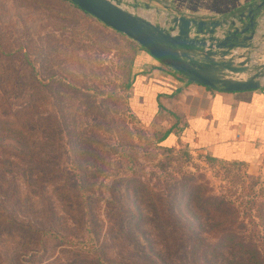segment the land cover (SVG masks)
I'll use <instances>...</instances> for the list:
<instances>
[{"label": "rangeland", "instance_id": "obj_1", "mask_svg": "<svg viewBox=\"0 0 264 264\" xmlns=\"http://www.w3.org/2000/svg\"><path fill=\"white\" fill-rule=\"evenodd\" d=\"M137 47L61 0H0V119L19 122L33 162L0 123V211L58 236L0 223V264H19L14 251L25 264H229V248L202 254L219 230L264 256V170L158 147L170 114L142 116L152 68Z\"/></svg>", "mask_w": 264, "mask_h": 264}, {"label": "crops", "instance_id": "obj_2", "mask_svg": "<svg viewBox=\"0 0 264 264\" xmlns=\"http://www.w3.org/2000/svg\"><path fill=\"white\" fill-rule=\"evenodd\" d=\"M263 1L131 0V3L142 4L143 17L167 27L168 19L175 15L204 20H230L240 13H247L251 6ZM261 13L264 14V6ZM96 22L118 34L127 43L133 42ZM263 32L258 26L253 36L255 50L251 54V62L255 66L264 63V39L261 38ZM139 54H142V66L147 64L152 68L149 77H144L146 74L142 72L144 118L154 119L158 112L167 111L170 114V126L163 132L170 130L177 145L185 141L192 150L202 152L214 160L261 167L264 170V84L256 90L226 92L187 81L180 74L155 61L143 49L137 51L138 57ZM136 66H139L137 62L134 63V67ZM130 73L132 81L135 72Z\"/></svg>", "mask_w": 264, "mask_h": 264}, {"label": "water", "instance_id": "obj_3", "mask_svg": "<svg viewBox=\"0 0 264 264\" xmlns=\"http://www.w3.org/2000/svg\"><path fill=\"white\" fill-rule=\"evenodd\" d=\"M68 1L189 82L226 92L256 90L264 84V63L251 62L255 29L264 19V1L257 4L261 10L255 17L250 9L230 20L175 15L167 27L135 14L122 0Z\"/></svg>", "mask_w": 264, "mask_h": 264}, {"label": "trees", "instance_id": "obj_4", "mask_svg": "<svg viewBox=\"0 0 264 264\" xmlns=\"http://www.w3.org/2000/svg\"><path fill=\"white\" fill-rule=\"evenodd\" d=\"M62 2L70 5L73 8H76L77 10H79L81 13H83L86 17L90 18L91 20L95 21L91 16H89L87 13L81 11L79 8H77L76 6L72 5L68 0H61ZM251 11V15L252 16H257V14L259 13V11L261 10V8H259L257 5L251 6L250 8ZM96 22V21H95ZM15 52L9 54L8 56H13ZM30 64V62H29ZM128 74L130 75V72H128ZM128 75V78H129ZM131 85H127V87H130ZM44 85L40 84V88H43ZM126 87V88H127ZM0 123L2 124H9L6 125L8 127L7 129V134L8 137H10V141L13 142L14 144V149L16 151H23L27 153V157H24L25 159H27L28 164H33L32 159L29 158V151H30V144H29V139L27 137V135L24 133L23 129H21V126L19 124V122L14 118V119H10L9 118H3L0 119ZM1 126V125H0ZM1 132H0V141L4 140L5 135H3L1 137ZM174 142L173 137L170 134V130H167L165 132H163L161 134V136L159 137V139L156 141V145L158 147H161L165 150L170 149L172 144ZM215 199V198H214ZM207 199L203 200V204L207 205L208 203H206ZM213 200V199H210ZM3 210L0 211V223L3 225H5V227H8L9 229L12 228H22L24 231L27 230L29 233L38 236L37 240L38 242L41 241L40 237L43 236L45 237L46 235H54L55 237H58L57 234H55L54 232L50 231L49 229H40V230H32V229H28V226H22L21 224H18L17 222H15L13 220V216H12V212H7L5 213V211ZM220 234L218 236V240L216 242H214L211 246H203L202 247V254L204 255V257H208L209 259H223V250L225 248H229L230 249V255H231V259L229 260V264H264V256L262 255V248H259L257 245H250L247 243H243L239 240L236 239L235 234L230 233L226 230H219ZM257 238L260 239V244L263 247V251H264V240L262 237L258 236ZM232 240L231 245L230 246H225L227 244L223 243L224 240ZM93 248V246H92ZM15 252V251H14ZM12 252L11 254L13 255H9L10 257L12 256H17V261L20 264H25L26 261H28V257H26L27 255L24 254H19L17 255V253ZM25 257V258H24ZM97 258H95L96 260H94V263L96 262V264H104V260L101 258V254L96 256ZM27 259V260H26ZM112 264H125L123 262L117 261V262H113Z\"/></svg>", "mask_w": 264, "mask_h": 264}, {"label": "built area", "instance_id": "obj_5", "mask_svg": "<svg viewBox=\"0 0 264 264\" xmlns=\"http://www.w3.org/2000/svg\"><path fill=\"white\" fill-rule=\"evenodd\" d=\"M123 1H125L126 3L125 4H129V3H131V0H122V3H123ZM127 7V6H126ZM128 8V7H127ZM132 11V10H131ZM259 29L260 30H263L264 29V19H262V21H261V24H259Z\"/></svg>", "mask_w": 264, "mask_h": 264}]
</instances>
